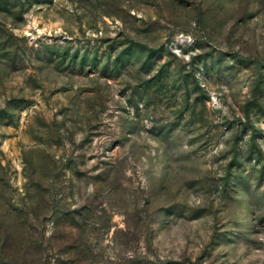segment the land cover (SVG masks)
Masks as SVG:
<instances>
[{"label":"rangeland","instance_id":"rangeland-1","mask_svg":"<svg viewBox=\"0 0 264 264\" xmlns=\"http://www.w3.org/2000/svg\"><path fill=\"white\" fill-rule=\"evenodd\" d=\"M0 264H264V0H0Z\"/></svg>","mask_w":264,"mask_h":264}]
</instances>
